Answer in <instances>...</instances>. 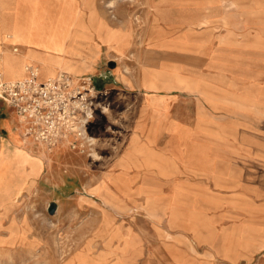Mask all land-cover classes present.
Wrapping results in <instances>:
<instances>
[{"label":"rangeland","instance_id":"1","mask_svg":"<svg viewBox=\"0 0 264 264\" xmlns=\"http://www.w3.org/2000/svg\"><path fill=\"white\" fill-rule=\"evenodd\" d=\"M156 1L102 0V14L110 17V6L117 4L113 14L117 8L119 21L129 20L141 27L142 12L153 14ZM245 2L246 6L223 9L232 14L240 10L247 17L248 29L242 40L247 46V55L243 56L247 68L253 70L250 72L256 71L257 78L261 77L259 86L249 89L248 94L257 92L262 96V109L261 115L248 119L247 125L240 127L244 133L228 138L231 142L257 144L263 148L252 153L257 154L254 158L262 159L260 166L264 171V0ZM16 4L0 0V20L4 21L0 26L4 33L11 38L15 27L24 33L30 31L39 37L41 44L49 45L63 56L71 51L68 45L79 38L94 37V29L99 25L90 20L94 17L87 21L81 19L83 10L80 11L81 3L77 0H18ZM95 5L96 2L90 0L88 14L93 10L95 15ZM218 9L222 10L205 7L200 11L206 15ZM22 54L21 50L0 53L5 81L25 78L27 64L34 67L40 81L56 76L45 72L47 61L34 63L31 51ZM15 58L19 59L16 63ZM59 66L73 75L69 64L59 63ZM109 95H113L111 104L110 98L95 96L96 103L105 101L103 113L95 117L94 112L83 147H60L63 149L56 153L55 149L45 151L39 177L14 199L3 200L6 202L0 205V264H264L260 255L254 256L259 249L254 246V230L241 226L237 214H228L219 224L218 217L212 216L217 227L213 230L193 228L190 231L184 225H189L191 216L181 212V224L170 225L174 216L180 217L177 209L180 203L184 206L194 203L204 210L224 206L233 212H237L244 201L252 203L240 198L236 188H228L225 183L202 182L199 186L203 197L198 200L189 197L191 184L177 182L175 175L169 176L167 162L143 150V141L137 145L136 136L128 135L126 97L118 93ZM1 113L9 118L7 122H12L13 127L17 124L23 142L34 149V142L24 137L23 124L0 101ZM5 135L6 129L0 128V138ZM88 136L93 138L92 142L88 141ZM158 146L165 144L162 141ZM186 152H178L174 157L183 158ZM114 186L123 195L111 197ZM52 204L56 208L49 214ZM245 241L248 246H240V242Z\"/></svg>","mask_w":264,"mask_h":264},{"label":"crops","instance_id":"2","mask_svg":"<svg viewBox=\"0 0 264 264\" xmlns=\"http://www.w3.org/2000/svg\"><path fill=\"white\" fill-rule=\"evenodd\" d=\"M17 1L10 0L14 6ZM77 1L83 10L81 19L94 17L90 20L99 24L94 37L79 38L68 45L71 51L63 56L41 44L32 32L24 33L17 27L6 42L3 35L9 34L0 26V53L11 52L12 46H18L22 55L31 51L32 61H47L45 72L55 75L66 71L59 63H67L72 67V76H90L97 93L110 98V104L113 95L109 94L126 97L128 135L136 136L137 145L143 141V150L166 161L169 176L191 184L189 197H203L199 186L202 182L225 183L228 188H236L240 198L252 203L242 202L237 212L224 206L204 210L194 203L187 207L180 203L178 215L181 212L191 216L189 225H182L190 231L213 230L217 227L212 216L218 217L219 224L228 214H237L241 226L254 230V246L259 248L254 256L260 255L264 261V171L260 166L262 159L254 158L257 154L252 153L263 148L228 138L244 133L240 127L261 115L262 109V96L257 92L248 94L249 89L259 86L261 77L257 78L256 71L250 72L253 70L247 68L244 59L247 46L242 40L248 29L247 17L240 10L232 14L223 9L246 6V0H157L153 14L142 12L141 27L129 20L119 21L117 8L113 14L117 4L110 6L112 11L107 18L102 14V0H94L95 15L93 10L88 14L90 0ZM205 7L222 10L201 14ZM104 103L96 105L95 117L102 115ZM8 119L0 114V128L6 129L5 137L0 138V205L14 199L39 177L45 155L43 149H32V145L24 143L17 124L13 127ZM162 141L165 146H158ZM63 148L55 149V153ZM184 151L187 152L183 158L174 157ZM112 194L111 197L123 195L115 186ZM184 207L186 210L181 209ZM179 219L182 221L181 216H174L170 225L181 224ZM240 246L248 243L240 242Z\"/></svg>","mask_w":264,"mask_h":264},{"label":"built area","instance_id":"3","mask_svg":"<svg viewBox=\"0 0 264 264\" xmlns=\"http://www.w3.org/2000/svg\"><path fill=\"white\" fill-rule=\"evenodd\" d=\"M25 72V78L15 81H5L0 74V101L24 123L25 135L47 152L66 138H71L67 146L81 147L79 139L87 133L98 105L90 76L59 72L40 81L33 67Z\"/></svg>","mask_w":264,"mask_h":264},{"label":"bare ground","instance_id":"4","mask_svg":"<svg viewBox=\"0 0 264 264\" xmlns=\"http://www.w3.org/2000/svg\"><path fill=\"white\" fill-rule=\"evenodd\" d=\"M10 39H11V38H10L8 35L5 37L6 42H9ZM18 51H19L18 46H12V47H11V52L16 53V52H18ZM28 66L33 67L32 65L27 64V65L25 66V68H24V71H25L26 67H28ZM33 68H34V67H33ZM34 70H35V69H34ZM0 74H1L2 79L4 80V78H3V76H2L1 68H0ZM25 75H26V72H25ZM25 77H26V76H25ZM54 77H55V76H54ZM47 79H49V78H47ZM15 80H19V79H14V80H10V81H15ZM45 80H46V79H45ZM19 122H20L21 124H23V129H22V130H23V134H24V137L28 140L29 138L25 135L24 123H23L22 121H20V120H19ZM87 138H88V141H89V142H92V141H93V138H92V137L88 136ZM85 140H86V133L84 132L83 135H82V136L80 137V139H79V142H80L81 147H83V145L85 144V142H86ZM29 141H31V140L29 139ZM70 142H71V138H66L65 140L59 142V144L56 145L55 149H57L58 147H66L67 144H69ZM32 143H33V142H32ZM34 145H35L37 148L43 149L44 151L46 150L45 147H44V145H42V144H35V143H34ZM93 154H94V153H93Z\"/></svg>","mask_w":264,"mask_h":264},{"label":"water","instance_id":"5","mask_svg":"<svg viewBox=\"0 0 264 264\" xmlns=\"http://www.w3.org/2000/svg\"><path fill=\"white\" fill-rule=\"evenodd\" d=\"M55 208H56V207H55L54 204L50 205L49 208H48V213H49V214H53L54 211H55Z\"/></svg>","mask_w":264,"mask_h":264}]
</instances>
